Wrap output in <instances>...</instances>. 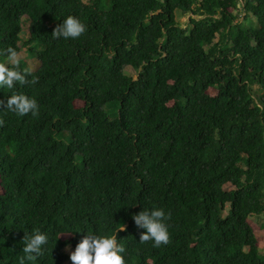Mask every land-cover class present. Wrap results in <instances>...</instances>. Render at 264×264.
Masks as SVG:
<instances>
[{
	"label": "trees",
	"instance_id": "1",
	"mask_svg": "<svg viewBox=\"0 0 264 264\" xmlns=\"http://www.w3.org/2000/svg\"><path fill=\"white\" fill-rule=\"evenodd\" d=\"M67 15L85 32L54 39ZM8 47L35 82L0 101L39 110L0 104V264L34 231L49 239L23 264L69 262L84 233L61 232L80 230L115 232L125 264H264L248 222L264 214V0H0V63ZM152 208L170 214L160 247L131 220Z\"/></svg>",
	"mask_w": 264,
	"mask_h": 264
},
{
	"label": "clouds",
	"instance_id": "2",
	"mask_svg": "<svg viewBox=\"0 0 264 264\" xmlns=\"http://www.w3.org/2000/svg\"><path fill=\"white\" fill-rule=\"evenodd\" d=\"M85 30L86 26L80 19L67 15L60 23L56 24L51 31V35L54 39H76ZM4 54L5 61L0 63V88L12 90L15 85L35 82L34 80L29 81L26 79V77L31 75L30 69L24 68L23 70H18L19 58L15 49L8 47L4 51ZM0 104L3 105L2 110L7 109L19 117H23L29 113L34 116L39 110L35 99L15 92L9 95L6 101H0ZM0 125H2V121H0ZM169 216L170 214L162 208L142 209L132 214L131 220L134 226L137 229L143 230L139 234V242L151 241L153 247L168 244L169 232L167 221L169 220ZM119 228L123 230L122 225ZM81 232L84 235L74 247L70 241H66L63 245V251L67 253L71 264H125L123 258L125 249L118 243L115 232L111 234H95L80 230L61 233L71 234ZM48 239V235L40 231H34L27 237L24 236L22 248L24 256L19 258L20 264H23L25 259L34 260L40 257ZM70 248L71 250L69 251Z\"/></svg>",
	"mask_w": 264,
	"mask_h": 264
},
{
	"label": "rangeland",
	"instance_id": "3",
	"mask_svg": "<svg viewBox=\"0 0 264 264\" xmlns=\"http://www.w3.org/2000/svg\"><path fill=\"white\" fill-rule=\"evenodd\" d=\"M190 15L191 14L189 12L181 14V12L177 11L175 13V19L181 25H185L186 22H188V17ZM27 28H28V24L23 23L22 30L25 33L27 32ZM20 44H21V42H20ZM18 58L25 61L32 70H34L37 67V62L33 59V57L28 56L26 49L23 47L18 52ZM124 72L128 75H132L133 77H135V72L130 67H125ZM75 105L79 107L82 105V102L77 100V101H75ZM248 222H249L250 226L252 227L253 231L255 232L257 238H258L259 251L264 254V214L252 215L248 218ZM68 237H69V235H62L61 236V238H63V239L68 238ZM63 264H71V262L66 261Z\"/></svg>",
	"mask_w": 264,
	"mask_h": 264
}]
</instances>
